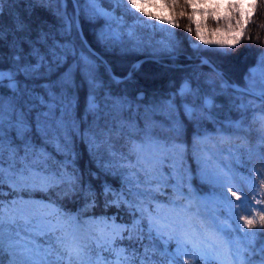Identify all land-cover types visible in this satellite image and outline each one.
Segmentation results:
<instances>
[{
	"label": "snow or ice",
	"instance_id": "snow-or-ice-1",
	"mask_svg": "<svg viewBox=\"0 0 264 264\" xmlns=\"http://www.w3.org/2000/svg\"><path fill=\"white\" fill-rule=\"evenodd\" d=\"M105 2L113 7H103ZM72 4L69 13L68 0H0V264L5 256L7 264H264V178L257 186L251 169L238 176L232 164L218 168L213 152L228 145L229 157L240 167L245 155L250 159L255 153L264 161V50L245 72L243 86L202 60L212 69L208 89L198 77L195 87L191 77H184L170 94L142 105V89L130 98L127 87L119 88L138 84L144 61L119 58L141 50L140 28L167 32L168 39L158 43L172 52L178 47L172 29L187 18L185 29L192 33L194 24L200 44L234 47L254 15L264 10V0ZM81 16L92 24L103 20L93 31L102 52L85 38ZM209 19L225 25L209 32ZM106 54L118 59H106ZM218 96L227 97L228 112L236 118L224 115V105L215 103ZM157 116L164 119L157 121ZM185 120L194 125V150L215 140L207 154L193 153L196 177L209 185L203 194L192 186L186 165ZM205 121L217 126L215 138L206 128L201 136ZM255 124L260 125L258 143L252 145L248 137ZM78 143L86 146L97 172L84 173L77 166ZM101 174L119 179L120 189L104 181L97 193L91 180ZM52 191L61 199L82 196L83 209L63 211L51 200ZM37 192L49 195V202L33 199ZM5 195L16 198L6 203ZM100 195L105 207L123 206L130 222L93 218L84 223L100 230L84 232L79 218L97 206ZM165 196L172 206L168 213L159 199ZM124 240L139 243L143 251L119 247ZM100 252L113 258L96 255Z\"/></svg>",
	"mask_w": 264,
	"mask_h": 264
},
{
	"label": "trees",
	"instance_id": "trees-1",
	"mask_svg": "<svg viewBox=\"0 0 264 264\" xmlns=\"http://www.w3.org/2000/svg\"><path fill=\"white\" fill-rule=\"evenodd\" d=\"M106 4V2L104 3ZM67 10L69 13L73 12V5L71 0H68ZM41 14L45 16L49 21H53V17L46 12L41 11ZM137 15H140L137 13ZM128 22L132 23V17H127ZM145 19H148L145 17ZM81 25L83 27L85 38L96 48L97 51H103L99 45L95 43V36L93 34L94 29H98L103 26V20L97 21L95 24L89 23L84 19L83 16L80 18ZM152 24H159L160 22L155 19L151 20ZM190 22L187 18H181L180 27L173 28L172 31L176 34L173 38L178 45L176 49L172 52L167 50H161V45L158 43L160 40H167L169 34L167 32L160 31L159 29L153 30L152 28H140L138 30V34L142 37L143 47L140 51L130 53L129 55L119 58L122 59L125 63H131L133 61H137L143 57H156L157 60H145L141 72L137 74L136 79L138 80L137 85H120L119 88H128V95L130 98H134L140 89H142L145 93V100L140 101L139 103L148 104L151 103L154 99L159 100L162 97L170 94L173 90V85L178 84L182 78L191 77L192 78V86H196V78H199L201 87L203 89H208L209 85L206 83V80L212 76V69H210L206 65H198L199 58H196L197 55L207 58L216 68L223 71L227 78L231 81L244 85L243 76L247 69L250 66H254L256 64L257 58L260 54L261 50H264V10H259L256 15H254L252 21H250L247 29L245 38H242L240 43H238L234 47L228 46H218V45H205L200 47V49H196L192 46L190 41H195V25H190L193 28L192 33H188L185 29V25H189ZM207 28L209 32L216 29L217 27H223L225 25L224 21H217L209 19L206 21ZM203 26V25H202ZM161 28H171L170 25L160 24ZM251 37L249 39L248 37ZM228 53V54H225ZM106 59H118L116 57H112L109 55H105ZM256 88H260L259 76L256 78ZM113 90L117 91V86L113 85ZM252 99V97H249ZM136 101H134L135 103ZM216 104L224 105L222 109L224 115H231L233 118L237 117L235 112L229 113L227 104L228 100L225 96H218L215 100ZM256 103H259L258 98L256 99ZM251 115V113H250ZM157 121H162L164 118L161 116L156 117ZM223 119V116L221 117ZM185 133L183 136V141L187 145V155H186V164L188 168L191 169L192 175L194 179L192 180V184L196 187V189L200 193H205L209 191V185L201 184L198 177H196V159L194 158V149H193V137L195 135L194 125L188 123L185 120ZM217 126L213 125L210 122L205 121L203 124V128L201 130V135L205 134L203 129L206 128L207 132H215V128ZM260 125H253V131L249 135L248 139L252 145L258 143V129ZM239 143V140L235 141ZM122 143V141L118 142ZM224 147H228V145H224ZM77 150L81 153L77 161V166L84 173H87L88 169H91L93 172H97L98 170L95 167V164L90 161V157L87 151L86 146L83 143L77 144ZM225 151V150H224ZM59 158V157H58ZM222 160H224L225 164H231L229 157V153L223 154L221 156ZM233 161V160H232ZM235 164V162H234ZM241 164L244 167L237 166L239 169L238 176H246L248 175V170L251 169V173L253 178L257 182V186L259 184V180L264 178V161H262L258 155L255 153L249 157L247 155L243 156L241 159ZM226 167V166H225ZM259 173V175H256ZM91 179V178H89ZM104 181H107L108 184L112 186V188L120 187L119 179H114L111 176L100 175L99 180L92 179L93 188L97 193L102 192V184ZM3 189L7 190L6 194L10 192V189L5 184ZM23 196H28L26 193L22 194ZM13 195H5L3 198H9ZM33 197L41 198L43 200L49 201V195H45L42 193H35ZM51 200H55L57 205L61 207L62 210L66 212H77L83 209L85 200L82 196H74V197H64L58 198L55 191L50 192ZM109 199H112L111 195ZM115 216L116 219L120 220L124 223L130 222V216L127 211L122 206L121 208H116L114 205L105 207L104 197L102 195L97 198V206L89 209L82 216ZM41 242H43V238H38ZM147 243V241H144ZM159 243V242H158ZM120 247L126 248H138L141 252L143 249L140 247L139 243L132 244L128 240H124L118 243ZM171 248H174V244L170 245ZM108 255H110L107 252ZM98 255V253H96ZM7 256H5L6 260Z\"/></svg>",
	"mask_w": 264,
	"mask_h": 264
},
{
	"label": "rangeland",
	"instance_id": "rangeland-1",
	"mask_svg": "<svg viewBox=\"0 0 264 264\" xmlns=\"http://www.w3.org/2000/svg\"><path fill=\"white\" fill-rule=\"evenodd\" d=\"M103 7H105V8H111V7H113V5H109L107 2H106V4H103L102 5ZM119 14V13H118ZM139 35V34H138ZM140 36V35H139ZM140 38H141V40H142V37L140 36ZM197 44H200V42L199 41H197L196 42ZM203 46H205V45H203V44H200V47H203ZM228 135H232V133H227ZM204 135V134H203ZM203 135H201V136H203ZM207 135L208 136H211V137H213V138H215L216 137V132H207ZM215 143V140L213 139V140H208L207 141V143L205 144V145H198L197 146V149L196 150H194V151H197V154H201V155H204V154H207V149H209V148H212V145ZM220 148H222V149H225V151L223 150V151H220V150H218V149H213V152L215 153V159H214V164L218 167V168H226L225 166H227V164H225V162H224V160H222V158H221V156L223 155V154H227L228 153V151L226 150L227 149V147H224V145H221L220 146ZM230 162H231V164H232V166L235 168V171H236V173H237V175L239 174V169L237 168V166L234 164V161H232V160H230ZM197 164V163H196ZM187 165V164H186ZM197 170V169H196ZM7 185V184H6ZM8 186V185H7ZM192 186L196 189V187L192 184ZM113 189H115V190H119L120 189V187H117V188H113ZM3 191L4 192H7V190H5V189H3ZM169 195L171 194V189H166L165 190ZM199 192V191H198ZM200 193V192H199ZM200 194H203V193H200ZM14 198H16L15 196H11V197H9V198H3L4 200H5V202L7 203V201H9V200H11V199H14ZM23 198L24 199H28L29 197L28 196H23ZM33 199H35V200H43V199H41V198H37V197H32ZM160 199V201L162 202V204L164 205V207H163V211H164V213H168L169 211H171L172 210V206L171 205H169V204H167V197L165 196V197H160L159 198ZM43 201H45V202H49V201H46V200H43ZM64 211V210H63ZM72 213V212H71ZM74 213H76V212H74ZM101 217H103V216H98V217H95V216H84V217H80L79 218V223H80V227H81V229H83V231L84 232H87L90 228H91V230L92 231H97V230H100L99 229V226H90V225H86L84 222L85 221H89V220H91V219H93V218H101ZM104 217H112V215H110V216H104ZM116 223L117 224H120V223H124V222H121L120 220H118V219H116ZM119 246V245H118ZM120 247V246H119ZM98 255L99 256H102L104 259H112L113 257L111 256V255H108L107 254V252H100V253H98ZM5 264H7V258H6V260H5Z\"/></svg>",
	"mask_w": 264,
	"mask_h": 264
},
{
	"label": "water",
	"instance_id": "water-1",
	"mask_svg": "<svg viewBox=\"0 0 264 264\" xmlns=\"http://www.w3.org/2000/svg\"><path fill=\"white\" fill-rule=\"evenodd\" d=\"M71 2H72V0H71ZM73 5V4H72ZM73 9H74V7H73ZM196 58H199V61H198V65H206V66H208L209 67V64H211L212 66H214V64H212L207 58H204V57H201V56H199V55H197L196 56ZM158 58H156V57H143V58H140L139 60H137V61H145V60H157ZM202 60H208L209 61V64H202L201 63V61ZM215 67V66H214ZM210 68V67H209ZM211 69V68H210Z\"/></svg>",
	"mask_w": 264,
	"mask_h": 264
}]
</instances>
